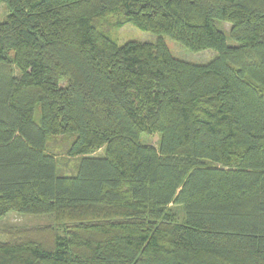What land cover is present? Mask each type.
Listing matches in <instances>:
<instances>
[{"label": "trees", "instance_id": "1", "mask_svg": "<svg viewBox=\"0 0 264 264\" xmlns=\"http://www.w3.org/2000/svg\"><path fill=\"white\" fill-rule=\"evenodd\" d=\"M2 1L0 218L72 227L0 241V264H264V0ZM108 13L216 55L119 45L95 24ZM56 135L75 136L73 175Z\"/></svg>", "mask_w": 264, "mask_h": 264}, {"label": "rangeland", "instance_id": "2", "mask_svg": "<svg viewBox=\"0 0 264 264\" xmlns=\"http://www.w3.org/2000/svg\"><path fill=\"white\" fill-rule=\"evenodd\" d=\"M9 10L5 3L0 0V22L8 15ZM122 18L119 13H108L95 21L96 26L103 32L115 39L117 44L122 45L128 41H141L155 43L160 38L164 41L170 54L180 60L194 64H207L216 55L213 49H205L192 52L180 42L166 35H156L142 30L131 23L119 25ZM217 27L225 32L228 45H236L229 37L231 25L226 22H216ZM38 111H35V118ZM74 135H56L47 137V151L51 152L57 160L58 171L61 174L73 175L75 172L78 157L69 156L67 150L74 140ZM140 140L157 148L159 135H143ZM103 149L96 150L93 155H101ZM174 211L179 212L180 208L173 206ZM70 222L59 220L54 215H26L16 212H8L0 218V241L32 240L43 245H50L56 237L64 236L69 228Z\"/></svg>", "mask_w": 264, "mask_h": 264}]
</instances>
